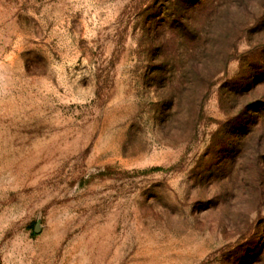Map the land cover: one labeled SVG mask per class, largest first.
<instances>
[{
  "label": "rangeland",
  "instance_id": "374dc122",
  "mask_svg": "<svg viewBox=\"0 0 264 264\" xmlns=\"http://www.w3.org/2000/svg\"><path fill=\"white\" fill-rule=\"evenodd\" d=\"M0 264H264V0H0Z\"/></svg>",
  "mask_w": 264,
  "mask_h": 264
}]
</instances>
